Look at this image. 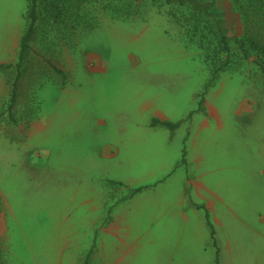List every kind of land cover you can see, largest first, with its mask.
I'll use <instances>...</instances> for the list:
<instances>
[{
  "label": "rangeland",
  "instance_id": "rangeland-1",
  "mask_svg": "<svg viewBox=\"0 0 264 264\" xmlns=\"http://www.w3.org/2000/svg\"><path fill=\"white\" fill-rule=\"evenodd\" d=\"M40 2L12 120L28 0H0L5 263L264 264L244 227L259 225L250 211L264 198V15L246 0H214L222 23L197 12L211 0ZM202 176L229 207L217 260L198 227L171 225L203 223L188 204Z\"/></svg>",
  "mask_w": 264,
  "mask_h": 264
},
{
  "label": "trees",
  "instance_id": "trees-1",
  "mask_svg": "<svg viewBox=\"0 0 264 264\" xmlns=\"http://www.w3.org/2000/svg\"><path fill=\"white\" fill-rule=\"evenodd\" d=\"M87 1H89V0H81V2H83V3L87 2ZM246 1H247V3H250V5L253 7V9H254L253 11H255L258 14L260 13V14L264 15V0H246ZM40 3H41L40 0H28V9L26 11V16H25V21H26L25 31H24V34H23L21 40H20L19 55H18L17 63L14 66L15 70L17 71V76L15 77V80L13 82L12 94H11L9 104L7 107V113L12 120H14V106L16 104L19 80L21 79V77L23 75V65H24V62H25L27 55L31 52V43L34 42L35 36L37 33V23L40 19V13L38 10ZM177 5L179 7H182L185 4L179 3ZM47 6H48L47 10L49 12H53L56 10L58 12V15H61L60 8H57L58 6L55 3L49 2ZM70 6H71L70 2H68L65 4L64 7L66 9H69ZM192 9L197 11L194 8H192ZM197 12H199L200 14H203L204 16L209 17L210 19L212 18V20H215V18H216V20L218 22H221V19H217L219 17V13H217V10L214 8V0H211V2L207 6H205L203 9H201ZM214 34L218 35L220 37V39L223 40V33L219 28L216 30V33H214ZM250 46H253V43H251ZM223 47L225 49H228L226 44H223ZM248 57H249V53L246 49H244V58L247 59ZM254 63L256 64V66L261 71L262 75L264 76V62L262 60H257ZM12 67H13L12 65H6V66L1 67V68H12ZM55 72L60 73V71H58L57 69H55ZM214 78H215V74H213L211 80H214ZM180 124H181L180 122L172 123L169 121H157V120H153V122H152V125H160V126L166 127L172 132L175 129L179 128ZM183 157H184V154H183ZM111 183L119 184L115 181H112ZM146 188H148V186L138 187V188L132 190V194H137ZM204 215H205L206 226L209 228L211 240H212L213 244L216 245V242L214 239V230H213L212 225L209 221L208 213L206 211H204ZM87 258H89V255L87 256ZM0 264H6L4 259L2 258L1 251H0Z\"/></svg>",
  "mask_w": 264,
  "mask_h": 264
},
{
  "label": "crops",
  "instance_id": "crops-1",
  "mask_svg": "<svg viewBox=\"0 0 264 264\" xmlns=\"http://www.w3.org/2000/svg\"><path fill=\"white\" fill-rule=\"evenodd\" d=\"M97 59H99V57ZM94 64H95L94 66H95L96 71H98L100 69V66H101L100 62L97 61ZM132 65H135V64H132ZM142 107L143 108H141V109L143 111H145L146 110V102L143 103ZM223 126L224 125L222 124L220 129H222ZM197 182H198V184H196V185L194 184L195 180L188 182V187H190L191 185H194L196 190H198L197 195H195V196L192 195V196H194V198L196 197L194 199V203H191V200H188V204L190 206H194V208L196 206V208L201 209L200 211L202 212L203 221H199V222H203V223H195L196 219L192 220L191 218H179L178 220L173 221L171 223V225H172V229H175V227L182 229L185 226V227H188V228H191L194 230V228L198 227V229L200 230V233L198 234V236L201 237V240H200L201 248L200 249H201V252L204 253L206 246L209 243H211V245H213V242H212L211 237H210L209 228L206 226L205 216H203V213H204V211H206L208 213L209 221L212 225V228H213V230H216L215 227L219 226L221 228L223 225L222 218L219 215V214H223L220 211V206L228 207V205H226L227 203L223 200L222 197L217 195L216 192L213 191L207 185L206 177L202 176L200 180H197ZM255 204L256 205H253V208L251 209L250 213H252L253 216H254V213L256 214V218H257L256 220H259V225L258 226L254 225L252 227V225L250 224V225H247L244 227L251 232V237H254L252 239H255V238L257 239L258 249H261V248H264V198L259 197L258 203L256 202ZM190 208L191 207H187L186 209L191 210ZM177 210H181V209L178 207ZM161 227H164V226H161ZM215 235L216 234L214 232V239L216 238ZM215 242H216V250L214 253H216L215 254V260H217L220 251L217 247L216 239H215ZM227 246H229V245L227 244ZM125 264H127V263H125Z\"/></svg>",
  "mask_w": 264,
  "mask_h": 264
}]
</instances>
